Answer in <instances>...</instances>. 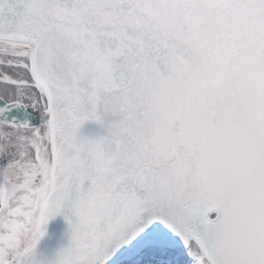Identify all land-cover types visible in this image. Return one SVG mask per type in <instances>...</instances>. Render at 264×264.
Here are the masks:
<instances>
[{
	"label": "snow or ice",
	"instance_id": "1",
	"mask_svg": "<svg viewBox=\"0 0 264 264\" xmlns=\"http://www.w3.org/2000/svg\"><path fill=\"white\" fill-rule=\"evenodd\" d=\"M0 264H264V0H0Z\"/></svg>",
	"mask_w": 264,
	"mask_h": 264
}]
</instances>
